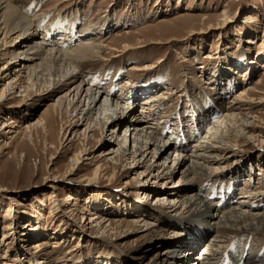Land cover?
Wrapping results in <instances>:
<instances>
[{"label":"rangeland","instance_id":"obj_1","mask_svg":"<svg viewBox=\"0 0 264 264\" xmlns=\"http://www.w3.org/2000/svg\"><path fill=\"white\" fill-rule=\"evenodd\" d=\"M18 4L30 18L46 17V27H39L37 41L48 35V43L53 41L64 50H73L84 41L109 45L106 61L94 58L81 64V77L112 97L128 103L138 100L130 120L149 97H166L147 120V125L155 119L167 121L161 126V132H166L163 140L186 144L189 153L212 132L211 126L224 118L239 92L257 87L261 92L252 97L259 104L251 107L246 118L255 122L250 132H262L264 140V0H18ZM53 24L57 27H51ZM91 29L95 30L89 33ZM138 41L144 43L136 45ZM125 44L132 48L123 52ZM4 49L0 51V68L9 61L2 55ZM58 95L48 100H56ZM23 99L18 95L14 101L0 103L1 123L10 111L22 122L13 134L0 140V264L166 261L167 252L157 253L153 245L167 219L155 209V200L138 191L137 175L118 166L113 157L104 159L110 139L96 135L91 142H84L80 131L69 151H61L69 148L64 141L58 152L56 146L49 145L51 152L47 153L42 139L45 131L39 128L31 139L27 124L52 113L47 108L49 101ZM31 111L34 116L27 117ZM240 111L239 117L244 116ZM216 132L237 139L232 129L227 133V126ZM243 141H239L242 149L237 152L238 160L246 162L244 168L237 166V160L231 161L219 173L223 179L210 183L216 190L207 193L222 212L240 204L250 189V193L264 191V143L259 147L254 140L246 145ZM86 149L89 156L76 165L74 156ZM249 160L253 162L248 164ZM98 165L103 168L94 179ZM160 185L152 188L167 190L168 186ZM150 205L152 212L147 208ZM254 205L250 210L264 212V199ZM193 213L201 215L197 210ZM149 214L153 218L148 222L156 223L158 229L146 232L132 222ZM197 222L184 224L190 228ZM200 228L207 231L206 226ZM210 238L211 234L207 235L206 239ZM235 242L244 247L248 264L264 263V237L243 235ZM202 248L199 246L196 256Z\"/></svg>","mask_w":264,"mask_h":264},{"label":"bare ground","instance_id":"obj_2","mask_svg":"<svg viewBox=\"0 0 264 264\" xmlns=\"http://www.w3.org/2000/svg\"><path fill=\"white\" fill-rule=\"evenodd\" d=\"M35 18L22 12L18 0H0V51L5 47L2 55L9 57V61L0 68V103L14 101L18 95L24 98V102L28 98H39L44 102L59 94L56 100H48L47 108L52 111L51 114L28 122V136L33 139L34 131L37 130L35 133L38 135V129L42 128L45 131L42 137L44 151L47 153L51 152L49 145L56 146L58 152L64 147V141L68 142L65 146L69 148L61 151L66 153L73 146L80 131L84 132L82 141L88 143L96 135L109 138L111 142L108 141L105 147L110 148L104 151V159L113 157L118 166L137 175L138 191L143 192L146 198L155 200V209L167 219L164 223L166 228L162 229L161 237L153 245L157 253L161 250L167 252L166 261L162 264H169L168 260H176L173 264H186L188 260H192L190 264H248L244 247L235 241H239L243 235L264 237V212L250 210L255 207V202L263 201L264 191L254 190L250 193L251 189L247 190L241 203L229 208L226 213L218 208V202L213 204L210 194L207 193L216 190L210 183L222 178L219 173L231 161L237 160L235 163L240 169L246 165L245 161L238 160L237 151L242 149L239 141L244 140L246 145V142L254 140L253 144L263 146L262 132H250L255 129V122L246 118L251 114H248L251 107L259 104L258 99L252 97L253 94L261 92L258 87L244 88L239 92L232 102L233 105L226 110L224 118L212 125V132L207 133L202 142L195 143L188 153L186 144L162 139L166 132L164 130L162 134L161 126L167 121L162 123L155 119L149 123L151 125H147V120L154 116L157 105L162 106L166 97H149L138 114L130 120L129 116L135 113L138 100L128 103L126 99L112 97L113 94L109 91L91 87L83 80L81 64L94 58L106 61L105 51L109 49V45L84 41L73 50H64L59 45L55 46L53 41L48 43L47 34L45 38L42 36L37 41L38 29L46 27L44 25L47 24V19L43 16ZM55 24L51 27H57ZM94 30L91 29L89 33ZM43 33L45 34V30ZM12 39L14 41L11 43ZM142 43L144 42L138 41L136 45ZM131 48L129 44H125L123 52ZM114 50L118 52L117 48ZM1 107L0 104V109ZM240 110H243L244 116L239 117ZM12 113L14 112L10 111L5 121L0 122V140L13 134L22 125ZM29 116H34L33 111L27 117ZM223 126H227V133L232 129L237 139L233 141L223 136V133L216 132L223 129ZM17 136L15 139L11 137L13 142ZM33 142L36 145V141ZM23 147L29 148L26 142H23ZM171 155H175V158L172 159ZM88 156L89 150H82L79 155L74 156L73 161L79 165ZM251 162L253 160H249L248 164ZM102 168V165L97 166L94 179ZM114 177L115 174L112 178ZM159 183L160 188L168 186L167 190L152 188ZM202 183L204 184L197 189L196 186ZM147 208L152 212V205ZM181 209L184 212H178ZM196 210L201 213L199 217L193 213ZM150 217L152 215L149 214L132 222L139 229L150 232L159 227L154 222H148ZM195 220L198 221L197 224L190 228L184 224L193 223ZM201 226H206L207 231L201 230ZM210 234L211 238L206 239ZM233 242L235 243L231 245ZM230 245L232 247L228 249ZM199 246H203L202 253L196 256Z\"/></svg>","mask_w":264,"mask_h":264}]
</instances>
